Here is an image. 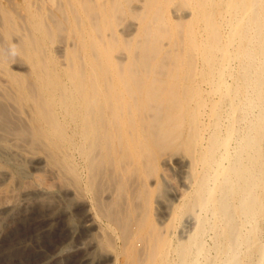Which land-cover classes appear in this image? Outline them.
I'll use <instances>...</instances> for the list:
<instances>
[{"label": "bare ground", "instance_id": "1", "mask_svg": "<svg viewBox=\"0 0 264 264\" xmlns=\"http://www.w3.org/2000/svg\"><path fill=\"white\" fill-rule=\"evenodd\" d=\"M0 264H264V0H0Z\"/></svg>", "mask_w": 264, "mask_h": 264}, {"label": "clouds", "instance_id": "2", "mask_svg": "<svg viewBox=\"0 0 264 264\" xmlns=\"http://www.w3.org/2000/svg\"><path fill=\"white\" fill-rule=\"evenodd\" d=\"M13 54H15V53H13Z\"/></svg>", "mask_w": 264, "mask_h": 264}]
</instances>
